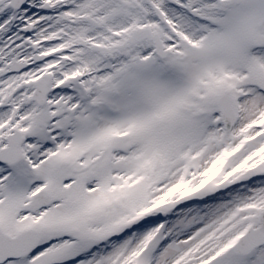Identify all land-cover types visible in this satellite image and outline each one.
<instances>
[{
  "label": "snow or ice",
  "instance_id": "6c2138e0",
  "mask_svg": "<svg viewBox=\"0 0 264 264\" xmlns=\"http://www.w3.org/2000/svg\"><path fill=\"white\" fill-rule=\"evenodd\" d=\"M0 264H264V0H0Z\"/></svg>",
  "mask_w": 264,
  "mask_h": 264
}]
</instances>
